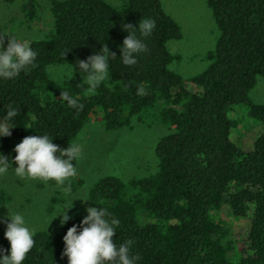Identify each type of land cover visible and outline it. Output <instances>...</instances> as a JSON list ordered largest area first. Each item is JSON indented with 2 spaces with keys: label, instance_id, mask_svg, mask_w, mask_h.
Masks as SVG:
<instances>
[{
  "label": "trees",
  "instance_id": "1",
  "mask_svg": "<svg viewBox=\"0 0 264 264\" xmlns=\"http://www.w3.org/2000/svg\"><path fill=\"white\" fill-rule=\"evenodd\" d=\"M207 3L219 36L207 54V68L192 79L197 91L172 69L176 56L169 43L182 36V26L163 0H123L119 6L107 0H54L52 33L32 44L38 67L0 80V117L8 104L19 110L18 126L0 140V150L29 132L48 134L67 148L94 117H101L107 132L128 127L135 118L171 128L157 143L155 174L129 181L106 176L89 193L87 207L107 208L119 219L113 239L133 240L138 264H264V131L252 150H244L233 139L239 122L231 117L242 104L264 125V105L250 96L264 79V0ZM24 9L30 20L36 18L35 0ZM145 17L156 22L145 39L149 52L126 67L120 58L128 35L123 25L138 26ZM105 43L117 57L110 62V80L94 92L78 75L63 84L50 79L49 67L87 60ZM63 51H68L65 57ZM139 86L145 95H137ZM62 90L79 96L84 110L77 115L61 101ZM159 100L165 107L155 117ZM225 205L235 216L250 219L240 250L227 242V228L217 217ZM67 207H73V219L57 232L38 230L24 264H68L63 238L81 224L87 207L65 206L61 212ZM0 249L10 254L6 238H0Z\"/></svg>",
  "mask_w": 264,
  "mask_h": 264
},
{
  "label": "rangeland",
  "instance_id": "2",
  "mask_svg": "<svg viewBox=\"0 0 264 264\" xmlns=\"http://www.w3.org/2000/svg\"><path fill=\"white\" fill-rule=\"evenodd\" d=\"M30 1L17 0L14 3H7L0 0V33L4 31L34 35L35 39L45 38L52 33L54 0H35L37 16L33 20L27 17L24 9ZM107 1L117 6L123 3V0ZM163 2L166 10L182 26V36L169 43L171 52L176 56L172 69L184 77L189 90L197 91L198 87L192 79L207 68L209 64L207 54L215 47L219 36L213 13L207 0H163ZM56 66L58 65L49 69H55ZM76 75L81 77L78 71ZM250 96L255 103L264 105L263 78L259 79ZM163 105L165 102L159 100L154 111L155 117L165 107ZM249 115V107L242 104L236 106L231 114V117L239 122L234 129L233 139L247 151L253 149L257 137L264 131V125ZM171 132V128L159 122H141L136 118L128 127L107 132L101 117H94L75 141L83 146V155L77 163L78 176L72 181L73 192L78 193L81 189H87L89 198L91 189L103 177L117 176L129 181L134 177L155 174L159 170L157 143L161 137ZM28 136H32L30 132L25 137ZM24 138L14 139L11 147L0 150V153L13 159L17 155L14 151L15 146ZM17 166L15 163L12 164L13 168ZM88 203L89 201L77 199L73 204H69L59 189H53L49 184L39 180L19 178L12 171L0 176V216L7 215L6 206L11 204L15 210L27 214L30 222L37 227V231H59L61 223L57 216L65 206L87 207ZM217 217L227 228V242L239 250L244 247L250 219L235 216L228 205L222 208ZM5 231L6 225L0 224V238H5Z\"/></svg>",
  "mask_w": 264,
  "mask_h": 264
},
{
  "label": "clouds",
  "instance_id": "3",
  "mask_svg": "<svg viewBox=\"0 0 264 264\" xmlns=\"http://www.w3.org/2000/svg\"><path fill=\"white\" fill-rule=\"evenodd\" d=\"M155 28V20L148 17L143 18L138 26L131 23L123 25L124 31L128 33L120 45V58L124 66L137 65L139 57L149 52L145 39ZM34 39V35L0 33V80H12L22 72L38 67V52L32 46ZM67 52H61V56L65 57ZM116 57V53L111 52L105 43L100 51H95L87 60L78 59L75 65L69 63L50 68L49 77L63 84L75 77L78 71L83 78V85L87 86L89 92H94L110 80V62ZM137 95H145L143 86L138 87ZM61 101L76 110L77 115L85 107L80 97L74 96L69 90H62ZM18 115V108L8 104L6 115L0 117V140L12 135L11 130L18 126ZM53 140L48 134L28 136L15 146L17 155L13 159L0 153V176L12 171L19 178L49 184L53 189H59L69 204L77 199L90 201L87 189L74 193L72 186L73 179L78 176L77 163L82 158L83 146L73 141L67 148H61ZM13 163L18 166L13 168ZM6 207L8 213L0 216V224L6 225L4 236L10 242L11 249L10 254L0 249V264H24L35 246L37 227L30 222L25 212L15 210L11 204ZM72 208L67 207L57 216L62 217V226L73 219L69 215ZM86 212L81 224L71 227L63 238L65 247L62 255L68 258V264H138L139 255L132 254L134 241L128 239L117 243L113 239L120 226L119 219L104 207L89 206Z\"/></svg>",
  "mask_w": 264,
  "mask_h": 264
}]
</instances>
